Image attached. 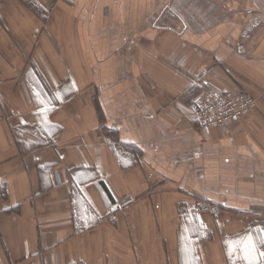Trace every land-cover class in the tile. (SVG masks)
<instances>
[{
  "label": "crops",
  "instance_id": "crops-1",
  "mask_svg": "<svg viewBox=\"0 0 264 264\" xmlns=\"http://www.w3.org/2000/svg\"><path fill=\"white\" fill-rule=\"evenodd\" d=\"M204 83L257 105L205 134ZM262 229L264 0H0V264H246Z\"/></svg>",
  "mask_w": 264,
  "mask_h": 264
},
{
  "label": "built area",
  "instance_id": "built-area-1",
  "mask_svg": "<svg viewBox=\"0 0 264 264\" xmlns=\"http://www.w3.org/2000/svg\"><path fill=\"white\" fill-rule=\"evenodd\" d=\"M128 41L130 44L136 43L135 38H129ZM244 48L243 43H238L235 53L241 54ZM256 105L257 97L244 88L223 90L210 83H204L199 94L193 99L191 108L200 129L206 134L213 127L228 130L234 120L248 116ZM194 129L195 126L192 125L190 131L193 132ZM193 208L196 213H209L213 216L220 215L223 210L219 203L201 198L194 201Z\"/></svg>",
  "mask_w": 264,
  "mask_h": 264
},
{
  "label": "snow or ice",
  "instance_id": "snow-or-ice-1",
  "mask_svg": "<svg viewBox=\"0 0 264 264\" xmlns=\"http://www.w3.org/2000/svg\"><path fill=\"white\" fill-rule=\"evenodd\" d=\"M38 100L40 99L38 94ZM41 103H44L43 100H40ZM264 232V229L261 230ZM228 245L229 255H232L237 252L243 253V259L246 261V264H259V256L264 255V253L257 252V243L264 244V236H261L260 240L257 242L254 236H246L240 238L236 241L226 242Z\"/></svg>",
  "mask_w": 264,
  "mask_h": 264
}]
</instances>
